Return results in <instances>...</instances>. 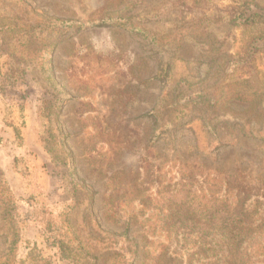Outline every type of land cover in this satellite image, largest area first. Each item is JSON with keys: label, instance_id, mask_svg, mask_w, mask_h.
Returning <instances> with one entry per match:
<instances>
[{"label": "rangeland", "instance_id": "374dc122", "mask_svg": "<svg viewBox=\"0 0 264 264\" xmlns=\"http://www.w3.org/2000/svg\"><path fill=\"white\" fill-rule=\"evenodd\" d=\"M163 1H168L167 10L159 9ZM174 1H186L195 11L170 6ZM232 8L247 15L256 13L264 20V0H0V30L11 27L0 32V38L4 37L1 53L11 49L23 57L14 65L13 76L0 77V84H6L0 96V210H12L20 230V241L12 249L14 264H35L34 255H27L32 249L50 257L51 264H59L55 251L42 238L46 221L29 222L27 218L32 211L30 204L40 215L53 201L66 203L72 182L80 187L75 206L67 204L70 196L65 205L56 208L69 213L84 245H94L91 250L99 264L131 262L116 251L119 246L112 245L117 240L115 234L124 228L115 222L110 208L104 212L107 168L136 172L148 163L160 164L162 175L167 173L169 178L196 165L206 171H246L252 177L264 176V58L257 57L255 77L243 83V91L236 85L239 75L247 70L243 66L232 79H222L218 88L213 84L219 76L199 81L208 70L200 61L215 59L218 53L233 56L235 63L243 45L261 35L257 29L227 25ZM105 12L122 13L130 17L126 23L144 25L164 36L156 40L126 28L86 25ZM189 14L198 20L190 23ZM42 15L77 24L54 25L42 34ZM184 16L187 18L182 19ZM203 17L206 20L200 19ZM159 18L163 21H156ZM184 21L195 33L205 29L216 39L214 51L206 42L210 39L199 36L194 40L182 34L185 38L181 43L166 42L178 35L175 28H186ZM169 34L172 36H165ZM9 63L0 55L2 74ZM212 68L216 73L221 71L220 66ZM161 69L169 72L168 78L160 76ZM183 79L191 88L201 87L183 88L185 93L203 89L202 94L207 91L209 96L213 90L220 104L206 107L196 96L187 99L181 95L177 112L170 115L176 126H163L162 120L156 125L152 109L164 105L161 116L165 114L168 91ZM238 91L244 93L247 103L223 104ZM256 97L260 105H250ZM91 190L92 204L87 199ZM56 222L50 221L53 229ZM3 226L0 221L2 232ZM139 229L135 223L128 229L129 239L138 249L132 264H138L142 256ZM108 238H112L109 245L99 244ZM4 240L0 237V262L11 256Z\"/></svg>", "mask_w": 264, "mask_h": 264}, {"label": "trees", "instance_id": "16d2710c", "mask_svg": "<svg viewBox=\"0 0 264 264\" xmlns=\"http://www.w3.org/2000/svg\"><path fill=\"white\" fill-rule=\"evenodd\" d=\"M167 2L163 1L161 3L163 7L159 9L167 10L168 5H165L168 4ZM170 6L185 8L187 12L195 11L186 1H174ZM229 11L226 19L227 25L230 27L239 26L247 31L257 29L261 35L251 37L252 39L243 45L241 54L236 55L235 63L231 61L233 56L218 53L215 59L200 61L199 64L205 63L208 70L199 81L202 83L219 76V79L216 80L218 83L213 84L218 88L222 79L224 81L232 79L235 76V71L239 70L238 67L243 66V69L247 70L239 75L240 82L236 83L238 87L241 85L239 90L243 91V83H248V78L252 75L255 77L254 62L257 57L260 55L264 58V20L261 21V16L256 13L247 15L245 11L238 8H232ZM181 14L182 11L180 16ZM187 16L182 19H186ZM41 18L39 27L42 34L54 29V25L60 28V26L77 24L74 20L52 18L45 15H42ZM129 18L119 12H105L97 21L86 25L126 28L145 38L156 40L162 39L159 36H164V34L154 32V30L137 23L128 22L130 24L128 28L126 21ZM196 18L193 16L191 20L188 18V21L196 22L198 20ZM162 19L159 18L156 21H163ZM200 19L206 20L205 17ZM189 22L182 23V26L186 27L183 31L180 28H175L178 35L166 42L169 41L170 44H173L176 40L184 41L186 36L194 38V40H199L197 39L199 37L209 38L210 40L206 42L211 48L217 43V40L206 33L205 29L199 34L195 33L193 26L188 25ZM202 26L206 28V25ZM2 29L4 30H0V32L7 31L11 27L2 26ZM27 29H31V26H28ZM261 40L262 42H260ZM200 43L206 45L203 41ZM3 46L4 37L0 38V55L6 56L10 63L4 74L0 71L1 78L8 77L9 73L13 76L14 65H18L19 59L23 58L11 49L1 53ZM212 50L214 51L213 48ZM226 57L229 60L222 61ZM216 65L220 66V72L216 73L215 70H212V67ZM161 71L163 72L161 77H169L168 71L164 69ZM5 85L0 84V96L4 94ZM191 87V83L185 79L176 82L174 88L168 91L169 101L166 102L168 111L161 116L165 108L164 105H158L152 109L150 115L154 118L153 122L158 125L159 120H162L163 126L175 127L176 124L172 123L170 115L177 112L181 95L187 99L196 96L195 99L201 100L199 103L206 107L212 106L211 104L216 107L220 104L219 100L213 97V90L209 96L206 95L207 91L202 94L203 89L188 93L183 91V88L186 91L201 88ZM258 97L248 103L260 105ZM228 102L247 103V97L243 92L238 91L235 95L225 99L223 104ZM161 103L164 102L161 101ZM243 132L246 134L245 131ZM46 150L52 153L51 147L46 146ZM138 168L139 170L136 172L113 168H107L105 171L107 206L104 207V212L110 208L115 222L124 228L123 231L115 234L117 240L112 245L119 246L116 251L121 252L122 258L131 261L128 264L136 261L138 252L136 244L129 239L128 235L129 225L133 223L140 227L139 230L142 234V256L138 264H264V176L252 177L246 171L232 173L218 169L206 171L193 165L189 166L183 175H179L180 171H176L172 177L166 178L167 173L162 175L160 164L148 163L143 170ZM88 187L90 189V186ZM67 190L66 203L71 196L72 199L67 204L73 202L75 206L76 192H80V187L72 182ZM93 194L94 192L91 190V196L87 197L90 204H92ZM2 203L6 206V203ZM66 203L53 201L51 205L42 209L40 215L35 205L30 204L32 211L27 221L39 219L46 221V226L41 231L42 238H44L46 246L55 251L54 256L59 264H99L98 256L91 250L94 249V245L91 243L84 245L80 235L77 234V229L71 224L69 213L61 212L56 208L57 205L63 206ZM55 209L58 211L56 214ZM52 219L57 221L56 229L51 227ZM0 221L5 227L3 232L0 229V237L5 239L6 250L8 249L11 254L9 258L7 255L4 256V261L0 264H14L15 258L12 249L20 241L16 216L13 215L12 210L2 207ZM110 241L112 238L99 242V244L107 246ZM33 250L27 255H34L32 260H35V264H51L50 257L44 258L40 250L37 253H34ZM115 255L118 254L115 252Z\"/></svg>", "mask_w": 264, "mask_h": 264}]
</instances>
